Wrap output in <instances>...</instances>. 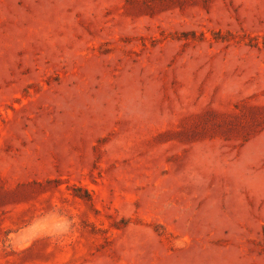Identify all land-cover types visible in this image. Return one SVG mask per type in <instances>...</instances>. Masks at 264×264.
Segmentation results:
<instances>
[{"label":"rangeland","instance_id":"1","mask_svg":"<svg viewBox=\"0 0 264 264\" xmlns=\"http://www.w3.org/2000/svg\"><path fill=\"white\" fill-rule=\"evenodd\" d=\"M0 264H264V0H0Z\"/></svg>","mask_w":264,"mask_h":264}]
</instances>
